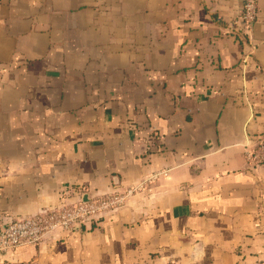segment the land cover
<instances>
[{"label": "crops", "instance_id": "obj_1", "mask_svg": "<svg viewBox=\"0 0 264 264\" xmlns=\"http://www.w3.org/2000/svg\"><path fill=\"white\" fill-rule=\"evenodd\" d=\"M0 0V228L108 214L0 264H264V0Z\"/></svg>", "mask_w": 264, "mask_h": 264}, {"label": "built area", "instance_id": "obj_2", "mask_svg": "<svg viewBox=\"0 0 264 264\" xmlns=\"http://www.w3.org/2000/svg\"><path fill=\"white\" fill-rule=\"evenodd\" d=\"M257 0H242L241 18L243 24L238 28L242 38L251 31L257 19ZM248 163L264 162V134L260 135L252 146L244 150ZM113 191L105 194H89L83 187L78 190L76 201L62 198L54 207L42 210L26 217L17 218L0 228V255L24 246L39 245L45 240L57 239L59 231L68 232L80 229L87 221L100 218L115 210L130 193ZM87 195V200L84 196Z\"/></svg>", "mask_w": 264, "mask_h": 264}, {"label": "water", "instance_id": "obj_3", "mask_svg": "<svg viewBox=\"0 0 264 264\" xmlns=\"http://www.w3.org/2000/svg\"><path fill=\"white\" fill-rule=\"evenodd\" d=\"M84 199L87 200V195L84 196Z\"/></svg>", "mask_w": 264, "mask_h": 264}]
</instances>
